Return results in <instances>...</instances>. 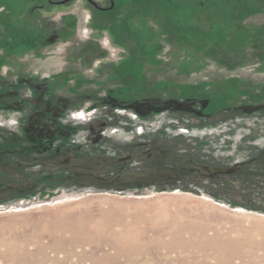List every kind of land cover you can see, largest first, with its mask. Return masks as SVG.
Listing matches in <instances>:
<instances>
[{"label": "rangeland", "instance_id": "1", "mask_svg": "<svg viewBox=\"0 0 264 264\" xmlns=\"http://www.w3.org/2000/svg\"><path fill=\"white\" fill-rule=\"evenodd\" d=\"M48 1L0 0V264H264V0Z\"/></svg>", "mask_w": 264, "mask_h": 264}, {"label": "flooded vegetation", "instance_id": "2", "mask_svg": "<svg viewBox=\"0 0 264 264\" xmlns=\"http://www.w3.org/2000/svg\"><path fill=\"white\" fill-rule=\"evenodd\" d=\"M72 1H76V0H62V1H53V0H49L48 2L50 4H68V3H71ZM91 7L92 9L94 10V13H93V16L94 18L97 16V15H108L109 13L113 12L114 10H116L120 5L122 4H127L133 0H106L105 1V4H100L99 2L95 1V0H85ZM36 3H41V1H38ZM96 12V13H95ZM117 28V23L116 22H111L108 24L107 26V30H109V35L114 37L113 33H114V30L113 29H116ZM42 38V37H41ZM127 61L126 60H122L120 62V64H126ZM120 90H124L125 88L124 87H120L118 88ZM114 90H110L108 91L107 94H111L113 93Z\"/></svg>", "mask_w": 264, "mask_h": 264}, {"label": "crops", "instance_id": "3", "mask_svg": "<svg viewBox=\"0 0 264 264\" xmlns=\"http://www.w3.org/2000/svg\"><path fill=\"white\" fill-rule=\"evenodd\" d=\"M101 243H98V246H100ZM106 243L108 247L115 248L118 251H120L121 249H129L128 247H132L130 243H128L127 241L120 240V239H118L116 242L113 241V242H106ZM94 244L97 245L96 243Z\"/></svg>", "mask_w": 264, "mask_h": 264}, {"label": "bare ground", "instance_id": "4", "mask_svg": "<svg viewBox=\"0 0 264 264\" xmlns=\"http://www.w3.org/2000/svg\"><path fill=\"white\" fill-rule=\"evenodd\" d=\"M95 241H96V240H95ZM101 242H109V241H105V240H101V239H100V240H97V242H95V243L98 245V243H101ZM91 243H92V242H91ZM93 243H94V242H93ZM89 244H90V243H89ZM101 244H102V243H101ZM101 244H100V245H101ZM94 245H95V244H94Z\"/></svg>", "mask_w": 264, "mask_h": 264}, {"label": "built area", "instance_id": "5", "mask_svg": "<svg viewBox=\"0 0 264 264\" xmlns=\"http://www.w3.org/2000/svg\"><path fill=\"white\" fill-rule=\"evenodd\" d=\"M82 116L85 117L84 114H82Z\"/></svg>", "mask_w": 264, "mask_h": 264}]
</instances>
